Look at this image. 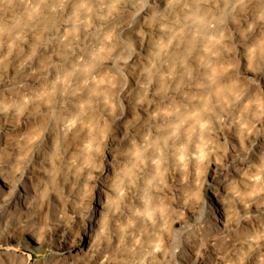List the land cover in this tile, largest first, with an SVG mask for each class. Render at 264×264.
Masks as SVG:
<instances>
[{"label":"clouds","instance_id":"clouds-1","mask_svg":"<svg viewBox=\"0 0 264 264\" xmlns=\"http://www.w3.org/2000/svg\"><path fill=\"white\" fill-rule=\"evenodd\" d=\"M0 264H264V0H0Z\"/></svg>","mask_w":264,"mask_h":264}]
</instances>
